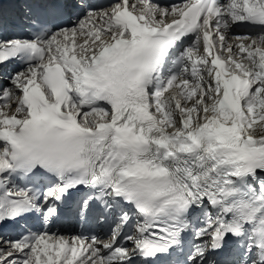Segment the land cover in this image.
Instances as JSON below:
<instances>
[{"label":"snow or ice","instance_id":"1","mask_svg":"<svg viewBox=\"0 0 264 264\" xmlns=\"http://www.w3.org/2000/svg\"><path fill=\"white\" fill-rule=\"evenodd\" d=\"M0 264H264V0H0Z\"/></svg>","mask_w":264,"mask_h":264},{"label":"bare ground","instance_id":"2","mask_svg":"<svg viewBox=\"0 0 264 264\" xmlns=\"http://www.w3.org/2000/svg\"><path fill=\"white\" fill-rule=\"evenodd\" d=\"M244 31L243 29H237V33Z\"/></svg>","mask_w":264,"mask_h":264}]
</instances>
